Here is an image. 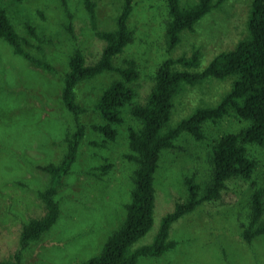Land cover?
Returning <instances> with one entry per match:
<instances>
[{
	"label": "rangeland",
	"instance_id": "obj_1",
	"mask_svg": "<svg viewBox=\"0 0 264 264\" xmlns=\"http://www.w3.org/2000/svg\"><path fill=\"white\" fill-rule=\"evenodd\" d=\"M91 1L98 29L112 28L124 0ZM251 1L224 0L196 22L193 31L181 32L180 41L168 54L167 1L132 0L127 23L133 38L115 61L135 60L139 75L132 83V102L121 109L122 122L113 125L116 137L109 140L97 130L105 122L93 106L116 74L101 73L77 83L75 100L83 110L78 118L65 108L61 97L74 50L90 64L104 46L91 25L85 0H65V6L60 0H0L18 35L30 44L24 45L25 49L46 64H35L15 53L0 38V261L13 262L18 253L19 264H85L100 253L107 238L123 224L125 205L134 187L137 165L127 157L132 153L127 131L138 127L139 121L131 115V106L145 102L155 70L166 58L188 61L197 52L198 65L190 68L200 71L217 53L234 48L247 34ZM25 24L34 28L35 36L27 33ZM183 64L177 66L185 67ZM230 84L228 79L215 78L192 86L182 84L166 127L174 126L197 107L217 103ZM77 123L84 126V136L54 195L58 217L20 250L23 225L46 212L39 193L48 186L49 175L41 167L62 160L65 139L75 132ZM248 124L230 112L215 123H204L203 139L183 133L174 140L175 148L160 153L154 174L152 225L131 250L150 244L165 213L187 199L185 178L198 183L202 193L209 182L215 140L225 133H238ZM246 150L255 161L250 178L228 180L217 202L201 203L170 224L168 247L162 254L140 256L135 264H264V234L248 243L241 236L240 226L249 220L252 182L264 185V147L246 144Z\"/></svg>",
	"mask_w": 264,
	"mask_h": 264
},
{
	"label": "trees",
	"instance_id": "obj_2",
	"mask_svg": "<svg viewBox=\"0 0 264 264\" xmlns=\"http://www.w3.org/2000/svg\"><path fill=\"white\" fill-rule=\"evenodd\" d=\"M60 1L66 5L65 0ZM131 1H123L112 28L100 30L96 24L94 3L85 0L91 25L104 46L98 58L90 64L85 63L79 50H74L69 58V70L64 76L61 93L65 108L78 118L83 110L75 100L77 83L101 73L116 74L117 78L103 89L93 106L105 122L97 130L109 140L116 137L113 125L122 122L121 109L132 102V83L139 75L135 60L125 59L120 64L115 61L133 38V29L127 23ZM166 1L168 19L165 22V41L166 52L169 54L180 41L181 32L193 31L196 22L224 0H197L186 5H182L180 0ZM25 29L30 36H35L31 25L25 24ZM0 38L12 46L15 53L35 64L46 66L25 49L24 45L30 44L18 35L1 5ZM197 57L198 53L194 52L188 61L183 57L178 60L169 57L163 60L155 70L153 84L145 102L131 106V115L139 121V126L128 128V145L132 153L127 157L135 161L137 166L134 170V187L130 201L125 205V219L121 227L107 238L100 253L88 259L85 264H135L140 256L162 254L168 247L166 238L172 222L193 211L201 203L214 204L221 198V190L225 188L228 180L248 179L254 171L255 161L247 155L246 144L264 147V0L251 1L247 34L234 48L217 53L200 71H192L190 67L198 65ZM179 62H183L185 67L179 68ZM209 78L230 80L229 90L214 105L197 107L174 126L166 127L174 96L180 86L196 85ZM230 112L249 124L238 133H225L215 140L209 158V182L202 193L198 183L192 178H185L187 199L183 203L175 204L171 211L165 213L150 244L131 250V246L152 225L155 203L154 174L160 153L164 149L175 148L174 140L183 133L190 134L195 140L203 139L202 125L206 122L215 123ZM83 136L84 126L77 123L75 132L65 139L67 149L62 160L57 164L50 163L41 167L49 175L48 186L39 193L46 212L41 218L31 219L23 225L19 237L20 250L55 223L59 207L54 195L75 159L77 145ZM252 185L253 190L248 197L249 220L247 225L240 226L241 236L247 243L264 234V185L257 186L253 182ZM0 264H19V254L14 255L13 262L0 261Z\"/></svg>",
	"mask_w": 264,
	"mask_h": 264
}]
</instances>
